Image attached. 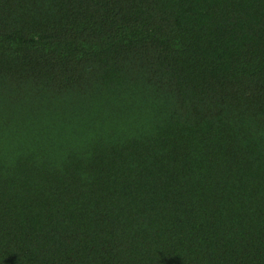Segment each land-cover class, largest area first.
Instances as JSON below:
<instances>
[{"label":"trees","instance_id":"trees-1","mask_svg":"<svg viewBox=\"0 0 264 264\" xmlns=\"http://www.w3.org/2000/svg\"><path fill=\"white\" fill-rule=\"evenodd\" d=\"M0 264H264V0H0Z\"/></svg>","mask_w":264,"mask_h":264}]
</instances>
